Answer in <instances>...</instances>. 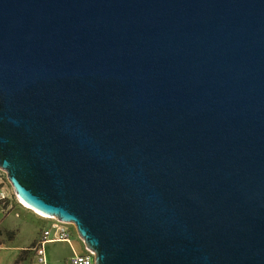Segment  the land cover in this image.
Returning a JSON list of instances; mask_svg holds the SVG:
<instances>
[{"label": "water", "instance_id": "water-1", "mask_svg": "<svg viewBox=\"0 0 264 264\" xmlns=\"http://www.w3.org/2000/svg\"><path fill=\"white\" fill-rule=\"evenodd\" d=\"M0 168L95 264H264V0H0Z\"/></svg>", "mask_w": 264, "mask_h": 264}, {"label": "rangeland", "instance_id": "rangeland-1", "mask_svg": "<svg viewBox=\"0 0 264 264\" xmlns=\"http://www.w3.org/2000/svg\"><path fill=\"white\" fill-rule=\"evenodd\" d=\"M0 189L5 190L9 197L8 212H0V264H26L29 258L28 254L27 258L21 262L20 260L24 256L21 255V251L18 254V257L21 256V259L17 263H14L16 260L13 257L16 251L12 247L24 243L33 234V231L36 232L37 238L40 232L49 226L51 223L50 218L52 217H48L47 215L42 216L26 208L17 200L15 201L14 189L8 179L7 173L1 168ZM72 232L74 237L71 242L48 243L46 245L47 264H66V260L71 254L84 252V243L77 234L75 227H72Z\"/></svg>", "mask_w": 264, "mask_h": 264}, {"label": "built area", "instance_id": "built-area-1", "mask_svg": "<svg viewBox=\"0 0 264 264\" xmlns=\"http://www.w3.org/2000/svg\"><path fill=\"white\" fill-rule=\"evenodd\" d=\"M16 200L21 203L20 199L15 194V201ZM8 201L9 197L6 191L0 189V212H8ZM50 219L51 223L49 226L40 232V235L33 244L28 248L22 249L27 251L28 257H30L27 259L29 264H47L46 245L48 243L71 242L74 237L72 227L75 226L72 223L62 221L55 217ZM83 245L84 252L74 253L69 259V264H95V253L88 250L85 244Z\"/></svg>", "mask_w": 264, "mask_h": 264}, {"label": "crops", "instance_id": "crops-1", "mask_svg": "<svg viewBox=\"0 0 264 264\" xmlns=\"http://www.w3.org/2000/svg\"><path fill=\"white\" fill-rule=\"evenodd\" d=\"M38 238V237H37ZM36 238V232L35 231H33V234H31L28 238H27V240L24 242V243H22V244H20L19 246H13L12 248L16 251V254H15V256L13 257L15 260L18 258V254H19V251H21L22 249H24V248H28L31 244H33V242L37 239ZM35 239V240H34ZM16 240V239H15ZM34 240V241H33ZM11 242H13V241H11ZM57 243H64V242H57ZM46 249V248H45ZM73 254H71L70 256H69V258L66 260V264H69V259H70V257L72 256ZM30 258V257H29ZM14 260V261H15ZM26 264H29L28 262L26 263Z\"/></svg>", "mask_w": 264, "mask_h": 264}, {"label": "bare ground", "instance_id": "bare-ground-1", "mask_svg": "<svg viewBox=\"0 0 264 264\" xmlns=\"http://www.w3.org/2000/svg\"><path fill=\"white\" fill-rule=\"evenodd\" d=\"M20 199V202L26 207V208H28V209H30V210H33V211H35L36 213H38V214H40V215H42V216H46V214L44 215L43 213L41 214V212L39 213V211H36L32 206H30L29 204H27V203H24L22 200H21V198H19ZM48 217H49V215H47ZM50 217H53V216H50Z\"/></svg>", "mask_w": 264, "mask_h": 264}, {"label": "trees", "instance_id": "trees-1", "mask_svg": "<svg viewBox=\"0 0 264 264\" xmlns=\"http://www.w3.org/2000/svg\"><path fill=\"white\" fill-rule=\"evenodd\" d=\"M21 255H24L23 257H22V259H21V256L20 257H18L17 259H16V261L14 262V263H17V261L19 260V259H21L20 261L21 262H23L26 258H27V251H25V250H21Z\"/></svg>", "mask_w": 264, "mask_h": 264}]
</instances>
